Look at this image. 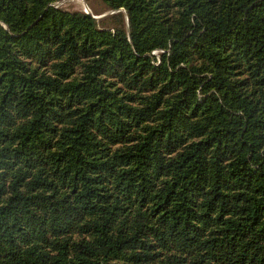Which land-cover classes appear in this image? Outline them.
I'll list each match as a JSON object with an SVG mask.
<instances>
[{
    "label": "trees",
    "instance_id": "1",
    "mask_svg": "<svg viewBox=\"0 0 264 264\" xmlns=\"http://www.w3.org/2000/svg\"><path fill=\"white\" fill-rule=\"evenodd\" d=\"M61 2L0 0V264H264V0Z\"/></svg>",
    "mask_w": 264,
    "mask_h": 264
},
{
    "label": "rangeland",
    "instance_id": "2",
    "mask_svg": "<svg viewBox=\"0 0 264 264\" xmlns=\"http://www.w3.org/2000/svg\"><path fill=\"white\" fill-rule=\"evenodd\" d=\"M63 8L70 11L89 12L94 16L105 17L111 14L99 0H62ZM99 19V18H98Z\"/></svg>",
    "mask_w": 264,
    "mask_h": 264
},
{
    "label": "built area",
    "instance_id": "3",
    "mask_svg": "<svg viewBox=\"0 0 264 264\" xmlns=\"http://www.w3.org/2000/svg\"><path fill=\"white\" fill-rule=\"evenodd\" d=\"M63 2H64V1H62L60 4H62ZM60 4L58 3L57 6L60 5ZM86 13L90 14L89 12H86ZM97 19H98V18H97Z\"/></svg>",
    "mask_w": 264,
    "mask_h": 264
}]
</instances>
